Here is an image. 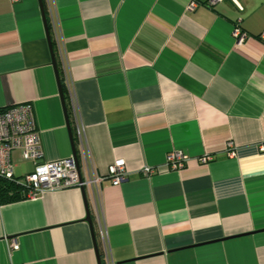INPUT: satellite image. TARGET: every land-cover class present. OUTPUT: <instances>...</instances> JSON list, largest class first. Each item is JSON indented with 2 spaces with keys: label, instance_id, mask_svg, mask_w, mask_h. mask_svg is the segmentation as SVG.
Wrapping results in <instances>:
<instances>
[{
  "label": "crops",
  "instance_id": "1",
  "mask_svg": "<svg viewBox=\"0 0 264 264\" xmlns=\"http://www.w3.org/2000/svg\"><path fill=\"white\" fill-rule=\"evenodd\" d=\"M190 1L41 0L46 30L38 0H0V111L31 105L42 162L68 158L67 82L76 157L126 169L96 202L0 203V264H103L100 229L114 264H264V0ZM170 151L182 169L164 167ZM11 163L16 179L35 167Z\"/></svg>",
  "mask_w": 264,
  "mask_h": 264
},
{
  "label": "built area",
  "instance_id": "2",
  "mask_svg": "<svg viewBox=\"0 0 264 264\" xmlns=\"http://www.w3.org/2000/svg\"><path fill=\"white\" fill-rule=\"evenodd\" d=\"M221 0H209L205 5L211 7ZM200 4L190 1L188 11H194ZM234 42L238 45L245 42L247 34L239 26L233 28L231 34ZM261 38H264L262 33ZM66 95L75 111L73 93L67 82L64 84ZM232 147L231 144L228 145ZM18 151L23 161H32L35 167L32 172L16 179L13 174L11 153ZM231 156L234 151H230ZM77 158V157H76ZM43 152L41 149L39 133L36 128L32 106L29 104L12 106L0 111V180L7 182H18L26 189L27 199H34L46 192L59 191L63 189H84L88 191L89 197L94 202L99 199L101 186L104 180H109L112 186H119L126 176L125 163L116 160L106 169L104 176L97 175L93 166L88 162L84 150H81L77 158L79 173L76 170L73 156L65 159L42 162ZM186 157L179 151L167 153L164 167L168 170H180L184 167ZM207 158L202 159L206 162ZM83 175L81 174V172ZM143 174L150 175L153 170L145 167ZM103 248V264H114L108 249L106 235L103 229L99 231ZM13 251L18 250L17 243L11 244Z\"/></svg>",
  "mask_w": 264,
  "mask_h": 264
},
{
  "label": "trees",
  "instance_id": "3",
  "mask_svg": "<svg viewBox=\"0 0 264 264\" xmlns=\"http://www.w3.org/2000/svg\"><path fill=\"white\" fill-rule=\"evenodd\" d=\"M62 94L66 98V89L62 84ZM26 189L18 182H7L0 180V203H12L27 199Z\"/></svg>",
  "mask_w": 264,
  "mask_h": 264
},
{
  "label": "water",
  "instance_id": "4",
  "mask_svg": "<svg viewBox=\"0 0 264 264\" xmlns=\"http://www.w3.org/2000/svg\"><path fill=\"white\" fill-rule=\"evenodd\" d=\"M38 1H39L40 9H41V15H42V19H43V22H44V26H45V29L47 30V20H46V18L44 17V14H43L42 3H41V0H38ZM46 33H47V39H48V41H49V47H50V50H51L52 48H51V43H50V40H49V35H48V32H46ZM51 55H52V65H53V67H54L55 74H56V76H57V70H56V66H55V61H54V58H53L52 50H51ZM58 87H59V95H60V99H61V103H62V106H63L64 115H65V119H66V125H67V129H68V134H69L70 144H71V148H72L73 161H74V164H75L76 170H77V172L79 173L78 164H77V158H76V154H75V150H74L73 140H72L71 131H70V128H69V123H68V119H67V112H66V108H65V103H64L63 94H62V85H61V83L59 82V80H58ZM82 193H84L83 190H82ZM85 222H86V223L89 225V227L91 228V220H90L89 214H87V216H86V218H85Z\"/></svg>",
  "mask_w": 264,
  "mask_h": 264
}]
</instances>
